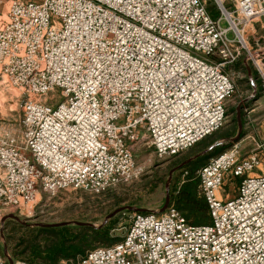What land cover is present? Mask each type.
<instances>
[{"label":"built area","instance_id":"built-area-1","mask_svg":"<svg viewBox=\"0 0 264 264\" xmlns=\"http://www.w3.org/2000/svg\"><path fill=\"white\" fill-rule=\"evenodd\" d=\"M215 2L218 19L203 0H0V92L21 102L19 131L0 124V225L34 217L43 196L132 183L141 149L172 158L225 125L226 68L243 58L264 77V49L249 43L264 0ZM261 150L233 145L200 169L210 224L175 206L134 213L120 242L76 264H264Z\"/></svg>","mask_w":264,"mask_h":264},{"label":"rangeland","instance_id":"rangeland-1","mask_svg":"<svg viewBox=\"0 0 264 264\" xmlns=\"http://www.w3.org/2000/svg\"><path fill=\"white\" fill-rule=\"evenodd\" d=\"M203 1L210 14L212 7L217 9V11L213 9V17L218 19L220 14L215 0ZM221 27L227 29L229 26L227 22L222 21ZM233 37L230 33L229 38ZM249 43L255 51L259 47L264 49V19L254 25ZM225 71L233 79L236 91L227 102L226 123L216 133V138L212 140L214 142L202 148L195 145L175 157L164 160L158 159L153 149L143 148L136 153L143 169L142 175L132 183L120 185L102 194L68 190L52 198L43 196L34 208V217L26 218L15 214L26 223V226L14 220H8L4 225H0V254L6 259L7 264H15L18 261L31 263L30 260L38 251H35V247L42 244L44 237L38 238L36 224L71 223L64 226L66 228L64 231L72 238L73 244L88 243L89 250L112 246L123 239L130 226L131 216L138 213L126 210L106 221L116 210L132 207L146 210L145 213L159 212L164 207L168 195L170 197L171 193L178 192L186 183L198 179L201 168L233 145L239 146L243 156L255 153L258 148H262L261 152L264 154V77L252 62L244 64L243 58L228 66ZM250 78L256 88L251 86ZM254 89L261 95L255 98ZM0 105L1 127L9 128L13 133L19 131L20 100L0 92ZM239 121L242 126L239 139L196 158L214 144L234 138L239 131ZM220 138L224 139L218 140ZM239 183L236 181L226 184L222 194L225 199L236 196ZM172 204L170 200V206H173ZM75 222L90 224L92 227L78 226L73 224ZM97 231H101L102 235H96Z\"/></svg>","mask_w":264,"mask_h":264},{"label":"trees","instance_id":"trees-1","mask_svg":"<svg viewBox=\"0 0 264 264\" xmlns=\"http://www.w3.org/2000/svg\"><path fill=\"white\" fill-rule=\"evenodd\" d=\"M213 9L215 10L216 8H211L212 17L214 16ZM218 131L206 137L207 140L203 139V142L200 141L197 143L196 147H206L208 144H211V142H214L212 140L216 138V133ZM223 139L220 138L218 140ZM170 200L171 203H173L172 205L179 210L188 224L196 226L208 225L211 223L209 208L204 196L201 194L199 189L198 179H194L193 181L186 183L180 188L178 192L171 193ZM65 229V227L35 229V231L38 233V238L44 237L42 244H38L35 247V251H38L35 255H33L34 257L30 260V262L32 264H76L80 257H83L88 251L93 250H89L90 246L88 243L82 245L73 244L72 238H70V236L65 233ZM97 232L99 234L96 233V235H102L101 231ZM105 237H107L106 233ZM36 241L39 242L38 239ZM86 241L88 240L86 239ZM39 260H41V262Z\"/></svg>","mask_w":264,"mask_h":264},{"label":"water","instance_id":"water-1","mask_svg":"<svg viewBox=\"0 0 264 264\" xmlns=\"http://www.w3.org/2000/svg\"><path fill=\"white\" fill-rule=\"evenodd\" d=\"M241 121H239V131L238 134L232 138V139H228L227 141H224L223 143H219V144H214L213 146H211L209 149H207L206 151H204L202 154H200L199 156H197L196 158H199L202 155H205L206 153H208L209 151H213L216 147H221V146H225L227 143H234L237 139H239L241 137L242 134V128H241ZM192 161V160H191ZM190 161V162H191ZM188 163V162H187ZM170 206V197L168 195L165 205L164 207L159 211V213H164L168 207ZM131 211V212H138V213H144L147 212L146 210H142V209H136V208H132V207H126V208H120L118 210H116L114 213H112L107 219L106 221H108L109 219H111L112 217H114L115 215L124 212V211ZM8 220H14L20 224H22L23 226H26V223L21 221L19 217L15 216V215H9L6 218L3 219L2 224L4 225ZM71 223H62V224H52V225H45V224H36L35 227L37 228H58V227H64V226H68ZM75 225L78 226H86V227H92V225L90 224H85V223H73Z\"/></svg>","mask_w":264,"mask_h":264},{"label":"crops","instance_id":"crops-1","mask_svg":"<svg viewBox=\"0 0 264 264\" xmlns=\"http://www.w3.org/2000/svg\"><path fill=\"white\" fill-rule=\"evenodd\" d=\"M259 95H261V93H259ZM264 99V98H263ZM228 140V139H227ZM224 142V141H223ZM219 143H222V142H219ZM219 143H216V144H219Z\"/></svg>","mask_w":264,"mask_h":264}]
</instances>
